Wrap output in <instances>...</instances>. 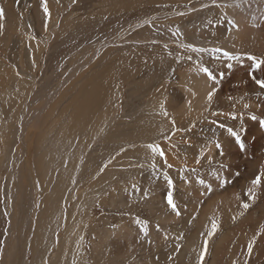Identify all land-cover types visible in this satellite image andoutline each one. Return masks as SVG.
<instances>
[{
  "label": "rangeland",
  "instance_id": "rangeland-1",
  "mask_svg": "<svg viewBox=\"0 0 264 264\" xmlns=\"http://www.w3.org/2000/svg\"><path fill=\"white\" fill-rule=\"evenodd\" d=\"M47 3L45 26L41 0H0L10 17L0 40V264H199L206 238L204 264H264L257 253L264 226L248 231L243 190L214 191L229 164L227 128L243 141L249 93L224 97L221 90L211 103L206 96L198 105L176 104L184 102L181 78L189 75L191 82L206 66L222 76L224 89L228 71L243 65L258 70L247 57L264 59V46L244 47L234 34L221 38L217 26L228 32L238 20L214 7L199 15L194 8L187 20L183 12L172 13L193 0ZM208 33L214 43L208 44ZM187 44L240 58L217 59ZM149 143L171 153V168L153 157ZM242 165L232 176L245 188L250 179ZM165 172L175 185L179 216L165 200ZM137 218L147 222L146 236ZM213 221L218 228L208 238ZM252 233L257 240L249 256Z\"/></svg>",
  "mask_w": 264,
  "mask_h": 264
},
{
  "label": "bare ground",
  "instance_id": "bare-ground-1",
  "mask_svg": "<svg viewBox=\"0 0 264 264\" xmlns=\"http://www.w3.org/2000/svg\"><path fill=\"white\" fill-rule=\"evenodd\" d=\"M193 1H194V3H192L190 5L192 7L194 5L195 7L191 8V6H189L190 8H188V9L184 8L181 11L175 10L172 13L174 14V13L183 12L185 14V18H186L185 20H187L189 18L188 17L189 13L191 11L194 12L193 11V10H195L194 8H196V10L198 9L197 15H199L200 14L199 9H208V8L214 7V8H216L214 10L217 13L228 14V16L229 15H236V18L238 20V24H237L238 27H235V28L232 27L233 29L229 30L228 32H226L227 26H224L222 24L217 26V28H220V29L216 30V34H219V32H222V34L220 33L221 38L224 36H227V35L233 36V34H234V36H237L239 39L243 40L244 44L242 46H244V47L252 46V45H254V47H256L258 45L264 46V0H253V1L252 0H235L234 2L226 1V0H215V3H213V0H211L210 2H206V0H201L198 2L195 0H193ZM165 2L166 3H178L179 5H182L180 3L190 2V0H165ZM245 2H247L246 5L244 4ZM205 5H207V7L208 6L209 7L206 8ZM241 5H243V6H241ZM258 7H260V8H258ZM254 8H256L257 11H254ZM6 9H5L6 19L4 21L5 26H4L3 31L8 30L7 22H8V26L10 25L9 24L10 17L7 15ZM172 13H171V15H173ZM260 18H262V21L260 20ZM189 20H191V19H189ZM228 28L231 29V27H228ZM3 31H2V33H0V40L4 37ZM203 35H205V34H203ZM207 38L210 41L208 44L212 43L214 40V39L211 40L213 38L211 33H208ZM228 40H230V39H228ZM225 41H227V38ZM235 41L237 42L236 39H235ZM228 42H226V43L228 44ZM224 45H225V42H224ZM190 69H192V67ZM192 71L193 70H191V72ZM193 72H195V71H193ZM198 73H199V75L195 74V77L193 80L190 79L191 82H188L186 79L189 75L186 78L185 77L181 78L182 80L180 79L181 82H179L180 84H179L178 94H179L180 98H182L184 100V102L181 100V101H177L176 104L179 105L182 103L183 105H187V104H189L188 101H193L195 103V105H198L202 102V100L204 101L206 99L208 92L213 90V89H215V91H217L219 93V96L221 95L220 94L221 90H223V94H222L223 96L224 95L227 96L228 93L231 94V93L247 92V93H249V95L251 97L250 101H252V102L248 101L249 102L248 104L245 102V104L248 105V107H247L248 109L247 110L245 109L246 110L245 114L248 117V119H247V123L244 124V130H243L244 132H243V137H242L243 143H244V149L242 150L241 148H237V145H236L237 141L233 137H231V139H229L227 141L230 144L227 145L228 148L225 149V151L227 150L226 153L228 155L227 159L229 161V164L226 168L220 170L219 176L216 179V184H214V191H222L224 189L229 191L235 186H237V189H239L240 191L243 190L242 205L244 203L249 204V207L246 209V212H244L245 213L244 219L247 222V225L249 226L248 231L252 232L253 228L256 225L262 223L264 226V180H262L261 185L258 187L254 188V186L252 184V181L255 179V177L257 175H261L262 173H264V130H263L264 127H261L259 124V120L264 119V97H262V95H261L262 93H261V91H259V87L255 84L254 80L252 79V76L254 75L257 79H264V66L255 72L251 71L250 66H245V65L239 66L238 68H236L232 71H228V73L231 75L229 77V80L227 79L228 83L226 84L224 89L220 88L222 85L219 86L221 84L220 81L222 78V76H220L219 74H217L219 77H217V75H215L216 80L212 81V80L208 79V77L203 72L198 71ZM191 76H192V74H191ZM193 76L190 78H193ZM178 78H180V77H178ZM223 79L225 80V78H223ZM227 80H226V82H227ZM228 87H230V90H228ZM261 90L263 92V89H261ZM242 105H244V103H242ZM251 115L257 116L258 119L257 120L250 119ZM242 122H244V121H242ZM23 128H24V126H23ZM130 128H132V126ZM23 132H24V130H23ZM21 136L23 137L22 134H21ZM250 143H252V144H250ZM170 151H171V149H170ZM170 158L172 159L171 156L169 157V159ZM240 158L242 159L241 164H243V165L245 164V166H246L245 178L248 177L250 179L249 185L248 186L246 185L245 188H244L243 184L237 183L236 179L233 178V176H232L235 171H240V169H241V164H240L241 161H239ZM243 165H242V169H243ZM261 168H262V171H261ZM226 179H228V183H227ZM229 180H230V183H229ZM231 183H233L232 186H231ZM190 186H191V184H190ZM182 187L185 188L186 186H182ZM187 187H188V189L190 188L189 185H187ZM242 188H244V189H242ZM250 188H254L255 199H249V197L247 195L248 190ZM195 192H196V190H195ZM157 195H158V193H157ZM156 197H158V196H156ZM231 213H235V212L231 211ZM258 217H261V221L255 222V220ZM253 237H256V234L252 233L251 235H249L246 238V240L252 241ZM256 240H257V238L255 239V241ZM225 244H227V243L221 241L219 245H225ZM257 246H259V251L257 252L258 255L260 257L264 258V242L263 243H257ZM257 248L258 247H256V249Z\"/></svg>",
  "mask_w": 264,
  "mask_h": 264
},
{
  "label": "snow or ice",
  "instance_id": "snow-or-ice-1",
  "mask_svg": "<svg viewBox=\"0 0 264 264\" xmlns=\"http://www.w3.org/2000/svg\"><path fill=\"white\" fill-rule=\"evenodd\" d=\"M42 2V7H43V13L44 16L46 18V24L45 26H47V20L51 18V13L48 7V3L47 0H41ZM17 3H19V0H17ZM213 3H215V0H213ZM205 7H207V5H205ZM181 15H183V13H180ZM6 19V12L5 9L3 7H0V33H2L3 29H4V21ZM147 22V21H146ZM229 23H232L231 21ZM235 26V25H234ZM238 27V26H236ZM179 32V29H177L176 32L173 33V35H177V33ZM183 47H186L188 49H190L193 52L196 53H203L206 51H211V53L214 55L215 58L219 59L220 57H224L227 58V60H237L240 57L237 55L232 54L231 52L224 50L222 48H213L211 50L205 49V48H197L194 45L191 44H187V45H182ZM188 59H192L191 56L188 57ZM248 60H250L252 62V65L256 68V69H261L262 66H264V59H258L255 56L252 55H248L247 57ZM229 67H231V65H229ZM199 71L203 72L208 79L215 81L216 80V76L213 74V72L206 66H201L199 68ZM252 79L254 80L255 84L260 88V89H264V79H257L254 75L252 76ZM215 94V89H213V91H209L207 94V100L209 103H211L213 96ZM245 107H247V105H245ZM161 109H162V114L167 116V110L164 107V104H161ZM213 115H222V113H213ZM232 118L235 119V114H232ZM250 119L252 120H257V116L255 115H251ZM173 125V129H175V121L173 120L172 122ZM213 123H217L216 121H213ZM259 124L261 127H264V119H260L259 120ZM220 128H224L225 125L224 124H219L218 125ZM227 132L236 139L237 143L239 144L240 148L243 150L244 149V143L240 138V135L238 132L234 131L232 128H227ZM147 149L150 150V152L153 154V157L155 156H159L163 161H164V165L167 168H171L172 165L168 164L167 162V158H166V153L164 151V149L157 143H149L146 145ZM217 148H220V144L217 143L216 144ZM197 163H199V160H197ZM155 162H153V167H155ZM192 171H195L194 169ZM164 179L167 182V186H168V191L166 193L165 196V200L167 205L171 208V210L177 215H180V210L177 208V205L173 199V190H174V182L171 179V177L167 174V172L164 173ZM181 179H184L186 183H190L189 180H187L186 177H184L183 175L181 176ZM262 180H264V173H262L261 175H257L255 177V179L252 181V184L255 187H258L261 185ZM197 183H199L200 185L206 186L208 188V190H211V185H206V182L204 179L201 178H197ZM136 191H139L138 188H136L135 185L132 186ZM254 188H250L248 190V197L249 199H255V191ZM145 196H147V193H145ZM243 208L247 209L249 207L248 203H244ZM5 215H7V213H5ZM136 223L140 226V230L144 233V235L146 236L148 234V226H147V222L146 221H141L139 218L136 219ZM157 230L159 231V225L156 226ZM218 228V224L213 221L212 225H211V231L208 233V238H210L212 235H214V233L216 232ZM167 238V237H166ZM255 237H253L252 241H250L247 245V253L250 256L253 252V246L255 244ZM208 251V239L206 238L203 242V250L200 252L199 254V264H204V258L207 254Z\"/></svg>",
  "mask_w": 264,
  "mask_h": 264
}]
</instances>
